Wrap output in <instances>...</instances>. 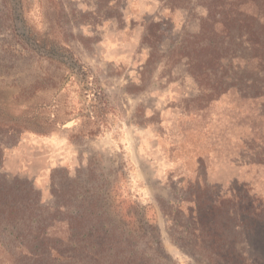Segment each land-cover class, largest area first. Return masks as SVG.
Listing matches in <instances>:
<instances>
[{
	"label": "rangeland",
	"instance_id": "1",
	"mask_svg": "<svg viewBox=\"0 0 264 264\" xmlns=\"http://www.w3.org/2000/svg\"><path fill=\"white\" fill-rule=\"evenodd\" d=\"M259 39L264 0H0V264H264Z\"/></svg>",
	"mask_w": 264,
	"mask_h": 264
},
{
	"label": "trees",
	"instance_id": "2",
	"mask_svg": "<svg viewBox=\"0 0 264 264\" xmlns=\"http://www.w3.org/2000/svg\"><path fill=\"white\" fill-rule=\"evenodd\" d=\"M242 10H241V7H237L236 8V13H234L235 14V19H236V22H237V18L238 17H240L241 15H244L245 14V12H241ZM241 12V14H239ZM254 16V15H253ZM243 20L242 19H240L239 20V23L240 24H243ZM250 43H251V45H252V47H259V48H261V49H263V52H262V59H263V56H264V41H260V39H259V41L257 40V41H250ZM261 59V60H262ZM236 226H237V224H235ZM217 244V243H216ZM217 250H219V247L217 248ZM218 256H220V255H218Z\"/></svg>",
	"mask_w": 264,
	"mask_h": 264
}]
</instances>
